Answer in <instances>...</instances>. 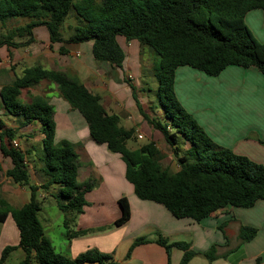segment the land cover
Wrapping results in <instances>:
<instances>
[{
  "label": "trees",
  "instance_id": "obj_1",
  "mask_svg": "<svg viewBox=\"0 0 264 264\" xmlns=\"http://www.w3.org/2000/svg\"><path fill=\"white\" fill-rule=\"evenodd\" d=\"M254 10H264V0H0V25L5 26L10 19L30 20L24 27L3 36L0 48L27 47L35 42L34 29L45 26L52 43L93 42L95 60L119 69H123L126 59L119 36L138 41L155 52L160 60L155 74L165 124L144 112L135 90L134 98L144 119L162 134L179 165L177 172L164 168L161 164L164 154L155 141L130 149L128 142L136 139V130L125 129L120 117L109 114L101 98L77 78L40 65L26 69L22 77L1 89L0 98L9 115L23 118L21 127L40 123L44 135L43 170L48 180L41 186L31 184L26 156L14 145L17 130L2 129L0 123V150L13 164L6 176L31 191L30 202L21 208H14L0 194V223L11 215L20 234L18 246L3 250L0 264L17 249L25 253L19 264H120L113 256L95 248L76 258H68L58 253L45 235L38 217L41 210L38 191L48 192L54 185L61 186V199L56 202L65 216L64 227L69 241L106 228L73 229L75 218L88 205L86 195L95 188L96 182L79 183V155L75 145L56 142L55 110L50 101L41 96L33 97L30 102L22 101L25 90L44 80L54 83L61 97L83 116L95 142L122 157L126 164V180L140 200L164 206L176 219L198 223L219 210L250 209L264 200V165L215 143L181 105L175 92L176 71L184 66L211 77L219 76L230 66L257 68L264 75V44L256 39L245 21L246 15ZM71 11L84 25L76 27L65 39L62 29ZM16 38L20 41L16 42ZM61 53L66 54L67 50L62 47ZM182 140L190 144L184 156H180L179 142ZM1 188L0 185V192ZM119 204L122 215L114 227L125 225L132 215L127 198L121 199ZM257 235L254 227L240 228L242 244ZM148 243L146 238L136 239L127 259L137 246ZM156 243L168 251L181 250V264H190L200 255L187 242H170L160 236ZM217 253L214 245L202 255L214 262L219 258Z\"/></svg>",
  "mask_w": 264,
  "mask_h": 264
},
{
  "label": "crops",
  "instance_id": "obj_2",
  "mask_svg": "<svg viewBox=\"0 0 264 264\" xmlns=\"http://www.w3.org/2000/svg\"><path fill=\"white\" fill-rule=\"evenodd\" d=\"M245 21L256 39L264 44V10L249 12ZM42 27L46 29H41L40 32L39 27L34 29L35 42L29 46L0 48V91L22 77L26 69L40 65L47 70L65 72L80 80L92 94L101 98V103L109 114L120 117L125 129L136 130V137L143 136L138 128L144 125L159 132L144 119L134 98L135 90L144 112L153 118L148 112L153 105L149 93L152 92L151 84H158V80L155 65L151 69L150 64L143 60V55H153L155 52L138 41H128L124 36H119L118 42L126 55L123 69H119L95 60L93 42L52 43L47 27L40 26ZM62 47L67 50L66 54L61 53ZM25 92L32 95L30 97L41 96L50 101L55 110L56 142L75 145L79 155V183L91 180L96 182L95 188L86 195L88 205L75 218L73 229L92 231L106 228L69 241L64 227V215L58 216L56 224H46L39 219L45 235L58 253L73 259L88 249L95 248L113 256L120 264H181V250L173 248L168 251L156 243L163 236L170 242L191 244L192 249L200 255L194 257L190 264H264V200L258 201L250 209L230 207L219 210L199 223L191 219H176L164 206L140 200L134 188L123 185L126 164L122 157L93 140L86 120L61 97L54 83L44 80L25 90L22 98ZM175 92L181 105L215 143L264 165V75L261 71L257 68L230 66L219 76L211 77L184 66L176 71ZM0 123L3 125L2 129H16L17 134L22 131L21 136L27 137L26 152L33 153L35 146L30 130L32 126H36L42 134L39 122L21 128L7 127L2 120ZM43 139L42 134L39 141L42 143ZM22 140L23 138L17 137L14 140L21 150ZM26 162L31 184L41 186L46 183L48 177L43 170L44 164L41 162L40 165L30 166L28 158ZM0 165V173L5 176L13 167L10 158L4 157L1 150ZM7 179L6 185L1 188L3 199L14 208H21L29 203L30 189L14 183L8 177ZM0 185L3 184L0 182ZM52 189L53 186L48 192L43 191L44 200L51 201ZM41 192L42 190L38 191V194ZM123 198H127L130 204L131 219L121 227H114L113 224L122 215L119 201ZM53 204L57 206L56 201ZM0 225L1 259L6 247L19 245L20 234L11 215ZM242 226L256 228V238L242 244L239 238ZM56 227L61 230L63 237H59L58 233L56 236ZM138 238H146L150 243L137 246L127 259L131 246ZM214 245L217 246L219 258L210 262L202 254ZM24 257L23 250L17 249L4 264H9L13 258L15 264H19Z\"/></svg>",
  "mask_w": 264,
  "mask_h": 264
},
{
  "label": "rangeland",
  "instance_id": "obj_3",
  "mask_svg": "<svg viewBox=\"0 0 264 264\" xmlns=\"http://www.w3.org/2000/svg\"><path fill=\"white\" fill-rule=\"evenodd\" d=\"M30 22L29 19H10L6 23L5 26L0 25V39L3 38V36L8 35L11 33L16 28L19 27H24ZM84 22L79 19L74 11H71L70 15L65 19L64 26L62 29V34L65 39H68L70 35L73 33L74 29L78 26H83ZM41 29H46L44 27L38 29L40 32ZM42 33V32H41ZM25 40V39H24ZM23 40V41H24ZM16 42H19L20 39L16 38ZM149 48V47H148ZM143 60L145 62H148L150 64L151 69H153V65H155V70L158 68L159 65V57L157 54L150 55L149 53H145L143 55ZM132 89V88H130ZM151 90L152 92L149 93L151 100L153 101V105L148 110L150 112L151 116L154 119H157L160 121L162 124H165V118H164V110L160 105V92L158 90V84H151ZM32 95L28 94V92L24 93V98H21L22 101L24 102H30L33 97H30ZM137 115H139L138 110L136 109ZM0 119L3 121L5 126L10 127V128H21L22 123H23V118L20 116H11L6 112L5 106L0 98ZM0 120V121H1ZM142 121V120H141ZM41 127V126H40ZM149 126H142L141 128H138L139 132L143 134V138L139 139L136 137L134 140H130L128 142V147L132 150L138 149L141 146L148 144L152 141H155L158 145V147L162 150L164 157L161 161V164L164 168H168L172 172H177L179 170V165L177 158L174 156L173 150L166 144L162 134L160 132H156L148 128ZM150 129V130H149ZM33 134V145L35 146V150L33 151L32 154H28L26 152V140L27 137H22V131L18 132L16 135L17 138H23L22 140V150L26 156V158L29 159L30 166H37L40 165L42 162L44 164L45 162V154L42 150V143L39 141L40 136L42 135L40 131H38L36 126H32L30 130ZM7 142V140H6ZM179 147L181 148V155L184 156L186 154V151L190 148V144L185 142V141H180L179 142ZM125 164V163H124ZM31 168V167H30ZM8 181L7 177L4 174L0 173V182L3 184L1 185L4 187L6 185V182ZM123 185H128L131 188L133 186L126 180V178H123ZM53 194L51 197V201H46L42 198L43 191L38 194V200L41 203V212L39 213V219L42 222H45L46 224H56L58 221V216H62L63 213L60 211V209L53 204L54 201H57V199H61V186L60 185H54L53 186ZM1 196H3L2 191L0 192ZM30 195V193H29ZM0 225V229H1ZM62 232L65 233V231L62 230ZM57 233L59 234V237H63L60 233L61 230L56 227L55 229V234L57 236ZM58 237V238H59ZM64 239V238H63ZM9 264H15V258L12 259V261ZM37 264V263H34Z\"/></svg>",
  "mask_w": 264,
  "mask_h": 264
},
{
  "label": "built area",
  "instance_id": "obj_4",
  "mask_svg": "<svg viewBox=\"0 0 264 264\" xmlns=\"http://www.w3.org/2000/svg\"><path fill=\"white\" fill-rule=\"evenodd\" d=\"M1 125V124H0ZM139 139H142L143 138V136L142 135H138L137 136ZM14 145L17 147V145L14 143Z\"/></svg>",
  "mask_w": 264,
  "mask_h": 264
},
{
  "label": "water",
  "instance_id": "obj_5",
  "mask_svg": "<svg viewBox=\"0 0 264 264\" xmlns=\"http://www.w3.org/2000/svg\"><path fill=\"white\" fill-rule=\"evenodd\" d=\"M86 264H89V263H86ZM93 264H98V263H93Z\"/></svg>",
  "mask_w": 264,
  "mask_h": 264
}]
</instances>
